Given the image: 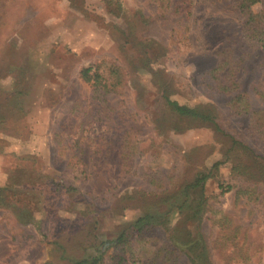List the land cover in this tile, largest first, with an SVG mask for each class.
<instances>
[{
  "label": "rangeland",
  "instance_id": "rangeland-1",
  "mask_svg": "<svg viewBox=\"0 0 264 264\" xmlns=\"http://www.w3.org/2000/svg\"><path fill=\"white\" fill-rule=\"evenodd\" d=\"M117 1L122 17L103 0H0V187L12 174L21 180L42 174L40 182L52 178L76 190L68 196L35 191L33 198L23 192L8 206L0 202V264H66L63 249L70 257L93 254L92 247L97 251L140 216L141 195L124 210L122 196L146 193L144 199L155 202L223 159L230 143L209 126L182 133L156 128L153 118L164 112L163 83L173 100L212 110L226 132L264 157V50L243 38L244 19L231 0ZM225 45L234 49L240 92L250 106L241 116L234 114L236 93H219L209 77ZM101 62L126 74L125 87L109 96L125 118L96 122L84 109L74 129L78 147L57 144L54 134L62 132L58 125L70 107L91 97L79 79L81 68ZM13 96L19 97L9 108ZM125 143L138 149L129 166L118 155ZM231 156L248 162L244 154ZM232 166L223 162L207 181V211L189 229L202 235L212 264H264V183ZM240 188L249 194H237ZM176 202L148 207L158 214ZM164 235L156 232L142 245L131 238L138 257L169 264L160 253ZM112 256L110 247L102 264H113Z\"/></svg>",
  "mask_w": 264,
  "mask_h": 264
},
{
  "label": "trees",
  "instance_id": "trees-1",
  "mask_svg": "<svg viewBox=\"0 0 264 264\" xmlns=\"http://www.w3.org/2000/svg\"><path fill=\"white\" fill-rule=\"evenodd\" d=\"M107 2L109 12L122 17L124 14L122 5L117 0H103ZM232 4L239 11L240 15L244 19L242 27L243 38L250 43H255L262 50H264V4L260 12H256L254 8L264 3V0H231ZM177 6L173 12H179ZM190 13V12H189ZM216 55L219 57L218 65L211 69L209 77L215 82L216 90L221 94L236 93L232 104L234 114L241 116L250 113V106L245 94L240 92L241 80L238 77V65L234 59V49L232 45H225L216 51ZM80 81L89 86L91 90V97L83 102L74 103L68 113L60 121L58 129L62 132H55L56 143L67 144L68 148L78 147L79 141L77 137L79 130L75 129L76 117L84 109H90L92 119L98 122H104L105 120H114L119 122L125 117L121 116L119 112L110 104V95L119 94L122 88L126 85V74L122 67L105 62L99 64L90 65L88 67L81 68L79 72ZM162 99L164 102V112L161 116H155L153 118L156 128L161 131H172L174 133H182L185 129H190L196 125H206L214 129L223 138H226L230 147L224 154L221 161L216 162L211 168L202 169L194 174L192 179L179 184L175 189L173 195L165 196L169 191L161 193V199H144L146 193H131L126 194L120 198V202L123 204L122 210L134 205L138 202L135 200L137 195L140 196L142 202H138L142 212L134 221L130 223H123L115 238L111 241L101 242L98 246V250L95 251L92 247V252L87 253L84 257H70L67 254V250L63 249L67 260L66 264H102L107 250L112 247V259L113 264H155L152 261H145L138 257V249L133 247L131 238L135 237L138 244H143L147 237L157 233H164V242L160 249V253L163 254V260L169 264H177L181 260H184L186 264H212L209 248L205 243L201 234H193L189 229V223L200 222L207 211V201L204 195L205 185L208 180L212 179L219 169V166L224 162L232 163L233 170L243 177L251 179L253 182L259 180L264 183V157L257 152L250 144H247L243 139L231 135L224 130L219 124L214 112L206 107L197 106L189 107L180 105L177 101L172 99V92L169 87L163 83ZM21 94V93H20ZM260 95V92H259ZM19 96H13L9 98V108H13V102L17 100ZM264 99V98H263ZM0 104V109H1ZM6 106V105H4ZM22 109V108H21ZM183 126L181 127V125ZM167 125L166 127H163ZM163 127V128H159ZM125 133H122L119 137L118 144H122L125 141ZM126 144V143H125ZM123 145V144H122ZM119 148V146H118ZM234 151V155H239L238 160L241 158V154L247 158V163L235 161L231 154ZM138 149L134 146H130L127 143L118 150V155L122 156V159L129 166L132 163V159L136 156ZM241 153V154H240ZM97 158H95V161ZM257 175H254V171ZM27 173V172H26ZM28 174V173H27ZM43 175H30L23 180L16 178L13 174L9 177V181L6 186L0 187V202L4 206L10 205L9 198L17 199L20 196L24 197H36L35 191H45L54 195H66L76 192L72 186H67L60 182H55L52 178L46 182H40L39 178ZM259 177V179H256ZM255 179V180H253ZM257 182V181H256ZM33 191V192H32ZM40 193V192H39ZM43 194V193H41ZM239 195L249 194L246 190L241 189L237 191ZM5 195V196H4ZM143 195V196H142ZM176 199L177 202L174 205H169L167 210L162 213H154L148 207L149 205L167 204ZM41 200V199H40ZM44 199L42 198L41 202ZM42 205L43 203H39ZM47 204V201L45 202ZM35 207V206H34ZM147 207V208H145ZM176 210L178 215V225L170 226V216ZM44 209H42L43 211ZM45 213V212H43ZM27 209L23 208L21 216L26 217ZM68 257V258H67ZM249 262V261H248Z\"/></svg>",
  "mask_w": 264,
  "mask_h": 264
}]
</instances>
